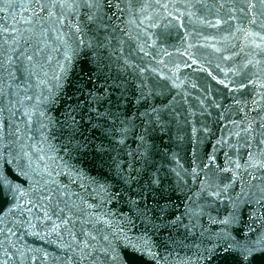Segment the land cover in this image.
Masks as SVG:
<instances>
[{
    "label": "water",
    "instance_id": "95a60500",
    "mask_svg": "<svg viewBox=\"0 0 264 264\" xmlns=\"http://www.w3.org/2000/svg\"><path fill=\"white\" fill-rule=\"evenodd\" d=\"M0 264H264V0H0Z\"/></svg>",
    "mask_w": 264,
    "mask_h": 264
},
{
    "label": "snow or ice",
    "instance_id": "6c2138e0",
    "mask_svg": "<svg viewBox=\"0 0 264 264\" xmlns=\"http://www.w3.org/2000/svg\"><path fill=\"white\" fill-rule=\"evenodd\" d=\"M6 181V177L0 173V184H3Z\"/></svg>",
    "mask_w": 264,
    "mask_h": 264
}]
</instances>
